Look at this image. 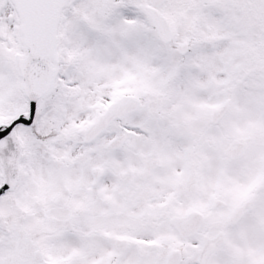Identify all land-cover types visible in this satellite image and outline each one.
Wrapping results in <instances>:
<instances>
[{
	"label": "snow or ice",
	"instance_id": "6c2138e0",
	"mask_svg": "<svg viewBox=\"0 0 264 264\" xmlns=\"http://www.w3.org/2000/svg\"><path fill=\"white\" fill-rule=\"evenodd\" d=\"M0 264H264V0H0Z\"/></svg>",
	"mask_w": 264,
	"mask_h": 264
}]
</instances>
